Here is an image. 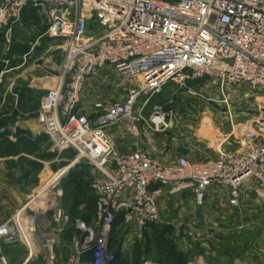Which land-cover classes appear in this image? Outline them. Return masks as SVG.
<instances>
[{
    "label": "built area",
    "instance_id": "2783aa9c",
    "mask_svg": "<svg viewBox=\"0 0 264 264\" xmlns=\"http://www.w3.org/2000/svg\"><path fill=\"white\" fill-rule=\"evenodd\" d=\"M26 8L46 16L45 35L62 42V78L42 99L40 123L55 153L75 152L93 170L95 219L86 223L62 215V223L78 237L61 261L55 240H40L35 216L22 223L12 216L0 224V264H8L3 248L19 242L31 257L32 248L42 244L41 264H116L118 251L109 250V237L120 214L123 224L142 229L161 222L158 203L164 195L188 192L200 207L213 189L226 192L229 205L238 207L247 192H264L262 98L241 148L221 149L204 163L183 156L166 165L141 151L120 156L109 134L125 126L136 139L139 125L164 132L170 116L151 100L166 86L181 90L188 82H214L225 104L228 85L264 94V0H0L6 42ZM105 68L120 79L124 100L105 106L92 122L77 108L84 87ZM2 139L16 142L13 128L0 129Z\"/></svg>",
    "mask_w": 264,
    "mask_h": 264
},
{
    "label": "crops",
    "instance_id": "0c3cea01",
    "mask_svg": "<svg viewBox=\"0 0 264 264\" xmlns=\"http://www.w3.org/2000/svg\"><path fill=\"white\" fill-rule=\"evenodd\" d=\"M46 27V16L37 9L26 8L20 19L10 26L9 42L5 40L6 29L0 28V111L3 104H15L24 109L20 110L15 118L13 130L17 139L16 142L3 139L0 141V148L4 142L12 145H17L20 141L30 143L27 151L21 149L11 157L4 158V162L13 161L15 162L14 165L0 164V224L12 216H17L19 223H22L27 215L35 216L39 221L38 213L33 211L36 206L33 205L32 199L33 190L38 186L40 175L34 173L33 176V168L16 162L21 159L34 161V158L43 152L45 144L48 142L46 136L42 134V126L39 125L36 118L37 112L25 111V108L29 109L26 105L30 104L34 94L43 93L44 97L48 90L55 88L58 84L61 63L58 61L60 58L56 59L55 53L62 57L59 44L62 42L45 35ZM108 70L110 69L102 70L98 77H102V73ZM93 82L87 83L83 91L84 95L89 94L94 89ZM174 93L175 89L166 86L159 95L152 98L151 103L166 100ZM93 105L80 103L77 114L92 122L96 121L97 115ZM144 113V116L148 117V111L146 110ZM248 116L246 113L230 114L227 119V122H230L229 126L222 130L216 129L217 134L214 133V135L204 132V128L207 126L205 124H210L208 119L204 120L205 124L198 134L199 138L195 151L185 146L180 147L182 143H177L173 139L170 140L169 137H164L161 133L150 132L144 125L138 126L141 135L136 139L125 126L112 128L109 130V134L112 137L115 150L120 156L141 151L166 165L174 163L178 157L183 156L190 162L199 164L214 160L221 149L238 151L241 148L240 139L252 121ZM81 163L75 159L73 177L81 183L87 180L91 181L94 178L93 170L90 167L89 170L86 164L84 166ZM26 171L29 174L22 175ZM35 181L37 183L32 186ZM228 201L229 197L226 192L211 189L204 206L197 207L193 196L184 192L180 196L164 195L159 199L158 208L161 211V222L182 218L187 221L191 228L198 225L195 232L199 234L214 230L218 236L221 234V237L224 236L225 238H232L235 233L246 231L250 226L264 220L263 191L247 192L242 197L238 207L230 206ZM62 215L63 207L61 206L49 219L48 225L41 227L37 222L38 232L41 230L48 231V228L56 222H60L63 228L66 227L61 221ZM93 221L94 219L90 223ZM63 228L57 230L58 234L47 232V237L53 238L55 244L56 242H64ZM69 229L73 231L71 228ZM74 234L76 233L74 232ZM214 239L216 240V237ZM224 243L223 240H217L216 242L202 243L201 247L207 253L212 254ZM114 249L118 251L116 264H120L119 256L124 254V247L116 245ZM31 253L33 254L32 257L29 250L21 242L5 246L2 250V255L8 264H27L28 262L41 264L39 248H32ZM56 256L59 260L64 261L57 253Z\"/></svg>",
    "mask_w": 264,
    "mask_h": 264
},
{
    "label": "rangeland",
    "instance_id": "374dc122",
    "mask_svg": "<svg viewBox=\"0 0 264 264\" xmlns=\"http://www.w3.org/2000/svg\"><path fill=\"white\" fill-rule=\"evenodd\" d=\"M59 44L61 47L62 44ZM55 56L56 59L60 58L58 61L61 63L59 82L62 78L63 57H59L57 53ZM102 74V77H97L88 82L89 84L94 81V89L85 95L83 90L82 101L80 102L82 104H94L93 109L97 118L103 115L105 106L124 100L120 79L114 71L110 69ZM223 91L227 104L223 103L224 98L218 84L206 80H197V82L181 88V90L175 89L173 95L159 102L163 105L158 102L151 103V105L158 103L157 105L162 106L165 113L167 112L170 116L168 127L161 134L164 137H169L170 140L173 139L177 143H182L180 147L185 146L194 150L197 147L198 134L205 124L204 120L210 121V124H205L207 126L204 128V132L214 135V133L217 134L216 129L222 130L229 126L230 122H227V119L230 114L246 113L250 120L255 118L259 99H264L263 92L254 91L247 85L240 87L228 85V87H224ZM43 95V93L34 94L30 104L26 105L29 109L25 108V111L37 112L36 118L40 126V107ZM1 107L0 129L14 128L18 112L24 109L15 104H3ZM146 110L148 111L145 109L142 113L143 116ZM144 117L145 119L148 118ZM42 134L44 133L42 132ZM45 136L48 142H46L43 152L38 154L34 161L21 159L16 162L33 168V176L34 173L40 175L38 186L33 190L32 199L33 205L36 206L33 211L38 213V225L41 227L48 225L49 219L61 206L63 207V215L93 220V207L96 205V199L93 200L90 194L87 195L88 186L93 180L82 182L84 190L76 191L75 184L69 180V176L73 173L76 154L67 152V154L60 156L54 153L49 137ZM29 146V142L20 141L17 148L14 149L16 152L21 151V149L27 151ZM9 148L11 147L7 142H4L0 148V164H15L13 161H3L4 158L11 157L16 153L14 149L8 152ZM58 156L61 159H58ZM81 164L84 165L85 163L82 162ZM87 167L90 170L88 165ZM25 174H29V172L22 173V175ZM36 183L35 181L32 186ZM62 228L60 222L53 223L48 231L41 230L39 232L40 240L42 243L45 242L49 232L58 234L57 230H62ZM195 229H198V225L191 228L187 221L182 218L180 220H163L154 225L136 229L133 226H126L117 217L109 237V250L113 251L115 245L124 247V254L119 256L120 264L145 262L151 264H264V220L250 226L246 231L235 233L232 238L221 237V234L219 237L214 230L199 234L195 232ZM62 233L65 235L64 242H56L54 252L66 260L71 252L72 243L78 236L67 226L63 228ZM217 240H223L225 243L220 245L215 253L209 254L201 247L202 243L216 242ZM41 245L39 261H42L46 255V249L41 248Z\"/></svg>",
    "mask_w": 264,
    "mask_h": 264
},
{
    "label": "trees",
    "instance_id": "16d2710c",
    "mask_svg": "<svg viewBox=\"0 0 264 264\" xmlns=\"http://www.w3.org/2000/svg\"><path fill=\"white\" fill-rule=\"evenodd\" d=\"M197 82V81H196ZM192 83H195V82H188L187 83V86H189L190 84H192ZM16 144H10V147L11 148H9V150H7L8 152H10V151H13V149L14 148H17V145L15 146ZM14 152H16L15 151V149H14ZM13 152V153H14ZM73 173L71 174V176H69L70 178H69V180H71V181H73V183L75 184V190L76 191H81V190H84V188L82 187V183H81V181H76V178H74L73 177ZM93 180V179H92ZM91 184H92V182H91ZM91 184L88 186V191H87V195H89L90 194V197L91 198H93V200H95V197H94V195H93V193H92V191H91ZM94 209V218L93 219H95V207H93ZM70 217H72V218H78V217H74V216H70ZM120 220H121V222L123 221L122 220V214H120V215H118L117 216ZM83 221H85L86 223H90V221L89 220H85V219H83V218H81ZM116 246V245H115ZM115 248V247H114ZM118 256V255H117ZM117 258V257H116ZM86 260L87 261H89V256L88 257H86ZM117 260V259H116Z\"/></svg>",
    "mask_w": 264,
    "mask_h": 264
}]
</instances>
